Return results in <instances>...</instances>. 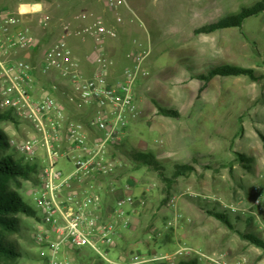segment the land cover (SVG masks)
Returning <instances> with one entry per match:
<instances>
[{
  "label": "rangeland",
  "instance_id": "obj_1",
  "mask_svg": "<svg viewBox=\"0 0 264 264\" xmlns=\"http://www.w3.org/2000/svg\"><path fill=\"white\" fill-rule=\"evenodd\" d=\"M17 1L0 0V9L14 10ZM26 1L41 2L43 13L51 18L49 29L42 30L38 15L23 17L41 47L55 42L52 30L63 22L76 31L102 17L118 34L105 46L114 63L113 79L128 68L136 74L134 91L143 112L118 154L119 180L133 185L135 210L129 212L130 224L121 232L117 251H170L186 243L222 255L229 264H264V251L239 235L255 233L264 240V11L247 18L241 30L195 33L262 0H127L129 9L116 12L106 9L105 0ZM117 16L123 19L118 25ZM70 46L88 73L92 42L75 36ZM138 53L143 58L136 64L132 56ZM223 65L252 69L259 80L199 79ZM160 109L178 116H164ZM69 116L76 120L81 114L69 107ZM18 122H0L9 144L3 153L40 171L42 151L29 162L9 143L34 135L30 124ZM136 152L151 154L160 169L133 164L130 156ZM176 165H190L195 171L173 178ZM33 183L22 181L19 194L36 209L29 195ZM141 199L144 204L137 205ZM218 213L227 216L232 229L215 217ZM18 218L17 231L8 238L18 253L16 264H44L33 241L40 223L24 215ZM81 251L96 257L88 248Z\"/></svg>",
  "mask_w": 264,
  "mask_h": 264
},
{
  "label": "built area",
  "instance_id": "obj_2",
  "mask_svg": "<svg viewBox=\"0 0 264 264\" xmlns=\"http://www.w3.org/2000/svg\"><path fill=\"white\" fill-rule=\"evenodd\" d=\"M105 7L111 12L129 9L127 0H105ZM29 14L38 15V27L49 29L51 18L41 2L20 1L14 10L0 9V110L12 111L34 131L10 145L29 162L39 151L43 154L38 182L29 194L42 218L33 238L40 259L75 264L73 252L88 248L102 264H229L222 255L186 243L170 251H117L121 232L130 224L129 212L135 210V195L131 183L120 182L122 164L111 150L122 144L143 112L134 91L136 74L128 68L113 79L114 63L105 46L118 34L102 17L76 31L69 22L59 24L55 42L33 65L37 37L23 22ZM122 21L115 18L116 25ZM75 36L92 42L88 73L70 46ZM142 58L141 53L132 56L136 64ZM69 107L81 117L72 119ZM143 204V199L137 203Z\"/></svg>",
  "mask_w": 264,
  "mask_h": 264
},
{
  "label": "trees",
  "instance_id": "obj_3",
  "mask_svg": "<svg viewBox=\"0 0 264 264\" xmlns=\"http://www.w3.org/2000/svg\"><path fill=\"white\" fill-rule=\"evenodd\" d=\"M21 0L17 1V6ZM29 3L26 0H22ZM17 6L15 8H17ZM4 8V7H3ZM264 11V0L255 3L250 7H245L240 10L236 15L228 16L222 20L215 23L203 26L197 30L195 33H212L221 29L226 28H239L242 29L244 21L252 16H256ZM54 30H52L53 38H55ZM41 39L37 37V44L31 50V61L33 65L38 64V56L40 52L47 47L49 44L41 47ZM44 44V43H43ZM254 52L257 53L254 48ZM239 77L244 76L253 81H258L259 78L255 75L252 69L223 65L217 66L211 69L207 75L200 76L199 79L205 82L209 81L213 77ZM159 112L168 117H177L178 113L174 111H169L165 109H160ZM9 121L15 125L19 122L10 110H0V122ZM264 148V136L261 135ZM9 146L7 142V136L4 132L0 131V264H16V259L18 253L14 245L8 240L9 235L17 231L18 224L20 222L18 216L24 215L27 217L34 218L37 222H41L42 218L38 214V211L32 208L19 194V190L22 188V181L33 180L34 185L38 182L39 169L34 164H22L20 161L13 160L10 156L3 153ZM122 144L116 145L111 150V155L113 158H118V154L121 153ZM241 160H245L244 156H238ZM133 164L136 166H149L155 170L160 169L159 164L155 158L149 153L136 152L130 156ZM195 171V168L190 165H176L175 171L173 173V178L179 176H185ZM32 175H35L32 178ZM121 173L119 175V178ZM163 179L162 174H160ZM165 179V178H164ZM215 217L224 223L227 227L232 229V225L224 214H215ZM248 222H251L249 219ZM241 238L251 245L260 248L264 251V240L258 237L255 233H242L239 234ZM75 264H102L100 260L95 258H90L85 255L84 252L80 250H75L72 254ZM93 260V261H92ZM182 264H196L195 261L182 263Z\"/></svg>",
  "mask_w": 264,
  "mask_h": 264
},
{
  "label": "crops",
  "instance_id": "obj_4",
  "mask_svg": "<svg viewBox=\"0 0 264 264\" xmlns=\"http://www.w3.org/2000/svg\"><path fill=\"white\" fill-rule=\"evenodd\" d=\"M86 7H87V5H86ZM67 167V166H66ZM66 169H68V168H66Z\"/></svg>",
  "mask_w": 264,
  "mask_h": 264
}]
</instances>
